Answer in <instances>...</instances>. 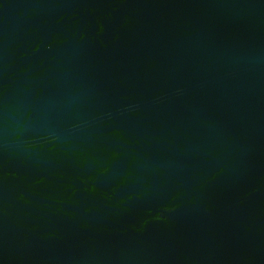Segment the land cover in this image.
<instances>
[{
    "label": "water",
    "instance_id": "1",
    "mask_svg": "<svg viewBox=\"0 0 264 264\" xmlns=\"http://www.w3.org/2000/svg\"><path fill=\"white\" fill-rule=\"evenodd\" d=\"M0 264H264V0H0Z\"/></svg>",
    "mask_w": 264,
    "mask_h": 264
}]
</instances>
